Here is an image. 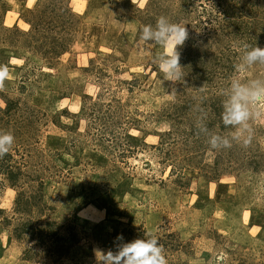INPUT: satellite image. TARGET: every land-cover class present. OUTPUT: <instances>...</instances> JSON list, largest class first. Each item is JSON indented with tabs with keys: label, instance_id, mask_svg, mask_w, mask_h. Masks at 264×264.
<instances>
[{
	"label": "rangeland",
	"instance_id": "rangeland-1",
	"mask_svg": "<svg viewBox=\"0 0 264 264\" xmlns=\"http://www.w3.org/2000/svg\"><path fill=\"white\" fill-rule=\"evenodd\" d=\"M160 16L189 32L179 80L153 63L163 49L140 39L138 29ZM240 22L247 30L237 33ZM262 34L264 0H0V66L9 73L0 131L14 136L0 158V264H100L96 251L115 250L118 235L119 243L157 237L167 264H264V118L250 120L239 139L234 126L211 132L233 152L215 179L191 168L214 153L187 133L197 108L172 116L184 94L199 99L189 86L193 67L217 74L203 86L214 93L224 85L223 103L233 80L264 83L259 63L236 71L240 45ZM53 49L65 52L48 55ZM15 179L26 199L41 182V200L17 211ZM29 220L55 223L64 242L16 237Z\"/></svg>",
	"mask_w": 264,
	"mask_h": 264
},
{
	"label": "clouds",
	"instance_id": "clouds-1",
	"mask_svg": "<svg viewBox=\"0 0 264 264\" xmlns=\"http://www.w3.org/2000/svg\"><path fill=\"white\" fill-rule=\"evenodd\" d=\"M140 39L145 43L153 41L163 51L153 57L156 64L167 80H179L182 78V66L180 64L181 54L178 49L189 39V32L185 25L171 22L167 17L160 16L155 25H142L138 29ZM242 63L236 65V71L246 70V66L259 63L264 66V47L257 44L250 45L242 43ZM6 66H0V89L4 87V81L8 77ZM231 94L224 103L222 120L226 126L236 127L233 139H239L245 132L251 133L250 120L258 121L264 118V83L259 80H252L248 83H241L233 80ZM175 89L167 94H174ZM251 106V108H250ZM249 134L244 139L247 146L251 142ZM14 143V136L9 132L0 131V158L7 154ZM212 149L232 147L227 138L213 135L209 141ZM123 236L118 235L114 241L115 250H97L100 257V264H167L163 246L157 237L149 235L145 238H137L127 243Z\"/></svg>",
	"mask_w": 264,
	"mask_h": 264
},
{
	"label": "trees",
	"instance_id": "trees-1",
	"mask_svg": "<svg viewBox=\"0 0 264 264\" xmlns=\"http://www.w3.org/2000/svg\"><path fill=\"white\" fill-rule=\"evenodd\" d=\"M192 3H193V0H192ZM237 4L239 5V2ZM239 14L242 15V13H240V12H239ZM225 16H227L226 13L224 14V17ZM259 22L260 21H257V19H256V23H259ZM240 24L235 25V27H236L235 30L237 33H239V31H241V30L242 31L247 30L246 26H244L241 22H240ZM254 37H256V36H254ZM257 40H258V37H256V41L252 42V43H254V45H255ZM257 45L260 47H264V34L261 35V40L257 43ZM63 50L64 49H60L59 51H57V50L53 49L51 52H48V55H52V56L61 55L65 52V50L64 51ZM201 59H202V57L198 54L196 57H194V62L192 61V64L194 66H197L195 63L198 61L197 64H200ZM192 75H193V77L191 76L192 80H191V84L189 86L192 88L191 90L199 96V99L193 100L192 98L191 99L185 98L186 96L184 94L183 95L184 98L182 100H180V102L172 108V111H174L172 116L175 117L176 119H183L184 116L186 115L185 113H187L191 109V107L197 108L196 113L199 117V120L196 119L195 115L192 117V119H196V121H195V123H191V129L187 133L195 134L196 136L201 137V138L204 137L205 139H207V145L210 146L209 141H210L211 137L213 136V134L211 132L214 131L215 129H218V131H225V129L227 127L226 125H224L223 120H222V113L224 111V105H223L224 103L220 97L222 95L223 91L225 90V89H222L224 85L219 86V85L215 84L217 86L216 87L217 91H215L213 93V91L215 89L214 90L213 89H205L203 84L207 81L213 83V81L217 77V74H214L213 72H211V73L207 74L206 77H203L202 72L200 74L198 72V69H195L193 67ZM220 75H221L220 78H223V79L226 78V75H222V74H220ZM209 91L212 92L214 97H212V96L209 98L206 97L210 93ZM216 92H219V93H216ZM91 111L93 112L94 110L92 109ZM104 117L105 116H103L101 121H106V119ZM110 118L111 117H109V119ZM175 118H172V119H175ZM103 125H104V127H101V131H105V134L107 135L108 131H111V129L107 123H103ZM168 135H170L169 130L167 132H163L162 136H168ZM214 135H217V136L224 138L222 136V134H220V133H216ZM178 150H180L179 147H174L173 152L177 154ZM180 151L182 152V149ZM213 152H214L213 157H212L213 159H212V161H210L211 163H204L203 162L201 166H195V167H191V168L198 170V171H200V170L205 171V173L207 175H210V177L215 176V179H216L220 175L222 170H225L224 169L225 165H228V164L231 165L232 164L233 152H232L231 148L223 149L222 146L218 147L217 149H213ZM225 152H227V153L225 154ZM171 154L172 153L170 152V150H168L167 155L170 156ZM188 157H189V155L185 156L184 158L188 159ZM173 160L177 164L175 157L173 158ZM5 164H7V163L2 164V168H4L5 166L7 168H10L9 165H5ZM182 164H183V162H181V166H182ZM255 165H257V164H255ZM183 166H189V165L186 164ZM191 168L189 166L188 168H184L183 170H188V171L190 170L191 171ZM254 169H258V167L255 166ZM3 172L7 173L8 171L3 170ZM8 174L11 177L14 176L11 174V171H9ZM15 177H16V175L13 178H15ZM16 179L14 181H12L10 187L12 189H15V191H16V198H15L14 204H15L17 211H19L23 206L25 207L26 205H28L32 198L37 199L38 201L41 200V198H42V184H41V182L39 185L36 186V188H34L35 191L32 190L36 194L35 195L32 194L33 196L30 195L31 197L26 199L24 190L22 188L19 189L18 186L16 185L17 184V183H15ZM215 179H211V180H215ZM0 212H2V210H0ZM41 212H43V211H41ZM39 216H41V214ZM54 225H55V223H53V222L49 223L47 221L46 223H43V225H38V226L34 227V223L31 220H29V221L24 222L22 224V228L25 229V231H20L19 233H16V237L19 238L23 233L29 232L31 235L38 236V238H40V240L42 238H48L49 240H51L52 243H54V242H56V243L62 242L63 243L64 239L58 235L56 230H54Z\"/></svg>",
	"mask_w": 264,
	"mask_h": 264
}]
</instances>
